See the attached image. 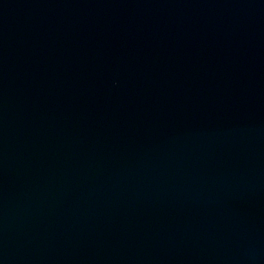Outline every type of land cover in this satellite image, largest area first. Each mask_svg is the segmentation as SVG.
I'll return each instance as SVG.
<instances>
[{
    "label": "water",
    "instance_id": "1",
    "mask_svg": "<svg viewBox=\"0 0 264 264\" xmlns=\"http://www.w3.org/2000/svg\"><path fill=\"white\" fill-rule=\"evenodd\" d=\"M0 264H264V0H0Z\"/></svg>",
    "mask_w": 264,
    "mask_h": 264
}]
</instances>
